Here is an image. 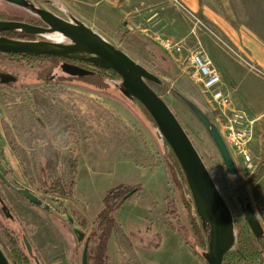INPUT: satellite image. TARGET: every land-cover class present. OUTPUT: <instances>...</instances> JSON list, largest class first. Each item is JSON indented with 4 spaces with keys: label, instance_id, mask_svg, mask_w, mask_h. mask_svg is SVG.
<instances>
[{
    "label": "rangeland",
    "instance_id": "rangeland-1",
    "mask_svg": "<svg viewBox=\"0 0 264 264\" xmlns=\"http://www.w3.org/2000/svg\"><path fill=\"white\" fill-rule=\"evenodd\" d=\"M224 4V0H199L194 6L190 0H167L155 8L137 7L136 10L127 7L125 0H27L26 6L0 0V19L28 21L37 19L36 9L50 11L81 29H89L92 36L124 52L157 76L156 80H147L148 84L182 122L227 203L230 218L225 216L224 219L223 242L231 241V248L237 249L238 236H243L251 251L262 252L258 264H264V154L255 158L250 150L251 161L237 160L238 172L229 174L213 138L181 96L195 102L220 130L222 121L216 117L200 85L189 75L186 63L178 61L180 55L169 53L161 44V40L167 38L183 42L186 49L182 55L185 57L189 50L199 46V42L206 49L205 38L218 44L223 54L234 55L230 39L219 28L213 30L209 18L211 6ZM242 5L248 6L251 12L238 21L244 26L256 25L264 35V0H242ZM226 14L221 12L219 16ZM124 21L128 22L127 26ZM44 36L60 38L58 34ZM60 61V58L14 59L0 54V73L17 76V80L10 84H0V120L4 122L3 131L22 166L16 168L14 177L20 182L24 180V185L36 191L59 212L50 213L32 206L0 178L5 203L16 218L12 220L0 211L5 226L18 235H28L33 255L37 252L41 264H82L87 235L83 242H78L71 223L61 216L63 207L54 196L43 193L33 182L35 155L49 154L52 145L56 146L58 172L66 176L69 160L74 155L72 151L77 145L75 141H78L81 178L79 174L73 205L81 213L86 207L89 219L93 220L103 209L106 190L121 183H142L144 189L150 183H158L163 192L159 201L149 196L145 189V194L134 195L117 213L120 215L118 227L114 229L116 234L113 239L110 237L113 264H207L192 248L197 242L189 215L171 182L163 159L166 144L151 117L126 92L122 80L108 79L107 88L100 90L79 78L66 76L61 72ZM241 64L264 86V70L257 62L241 60ZM229 79L222 78L223 86L230 91L235 104L248 108ZM101 135L123 138L121 146L126 154L122 160L128 158L146 168L145 174L137 168L125 171L120 163L116 165L114 155L96 151L95 140ZM229 148L233 156H242L233 147ZM161 165L166 167L170 185L166 183L165 171L159 172ZM0 170L4 174L8 171L4 167ZM164 196L177 201L179 218L187 229V244L181 243L179 235L158 226L162 220L166 223L170 220L162 216L167 209ZM248 203L254 206L263 225L260 236L254 234L245 217L244 208ZM202 220L209 232L211 246L213 224L205 216ZM158 232H162L160 248L155 247L159 243ZM142 252L148 260L143 259Z\"/></svg>",
    "mask_w": 264,
    "mask_h": 264
},
{
    "label": "water",
    "instance_id": "water-1",
    "mask_svg": "<svg viewBox=\"0 0 264 264\" xmlns=\"http://www.w3.org/2000/svg\"><path fill=\"white\" fill-rule=\"evenodd\" d=\"M9 1L21 5L27 4L26 0ZM42 14L44 20L50 25L49 28L36 26L24 21L0 19V32L22 30L27 34H44L58 31L70 37L74 43L59 44L50 41H23L0 36V52L79 57L100 67L112 69L121 75L126 92L143 103L157 123L161 135L167 140L178 157L189 180L201 217H207L213 224V241L210 251L204 253V259L208 264H224L225 254L232 247L231 241L224 243L222 240V226L225 216L228 219L230 218L227 203L182 122L164 99L148 84L147 80H156L157 76L132 60L124 52L102 39L92 36L89 29H81L46 10ZM124 25L127 26L128 22L124 21ZM84 53L91 56L80 55ZM71 73L76 76L82 74L78 68L71 69ZM0 77L2 83H9L17 79L13 74L8 73H1ZM181 98L208 130L229 174L235 175L238 172L237 163L219 126L195 102L185 96H181ZM0 178L32 204L50 213H59L56 208L46 202L32 188L21 184L16 179H9L1 170ZM58 203L64 209V214H61V216L71 223L78 242H83L87 233L79 225L72 213L70 202L66 199H58ZM2 209L7 217L13 216L6 205ZM244 214L254 234L260 236L263 232V225L254 206L248 203L244 208ZM228 222L230 221L228 220ZM24 241L29 253L33 255V246L28 237H25ZM85 241L82 264H89L88 238ZM0 264H10L1 246Z\"/></svg>",
    "mask_w": 264,
    "mask_h": 264
},
{
    "label": "trees",
    "instance_id": "trees-1",
    "mask_svg": "<svg viewBox=\"0 0 264 264\" xmlns=\"http://www.w3.org/2000/svg\"><path fill=\"white\" fill-rule=\"evenodd\" d=\"M18 31L20 30L9 32ZM0 54L14 59L56 58L54 56L48 55L39 56L34 54H16L4 52H0ZM80 60L88 62L93 66H96L90 61H86L83 59ZM98 68L100 70L97 74L87 72L86 74L76 76V78H79L85 81L87 84L100 90L107 88L108 79L122 80L121 75H119L116 71L100 66ZM0 84H2L1 81ZM133 98L143 107V109L147 112V114L151 117L155 125L158 127L157 123L155 122L147 108L143 105V103L138 98ZM67 128L69 129L70 127L68 126ZM164 141L166 144L167 151L163 159L169 170L171 182L174 187L178 190L182 204L188 212L190 224L193 228V232L195 235V240L198 243V245L197 243H193L192 248L196 255L204 259V253L201 252L199 247L205 250V252L210 250L209 232L197 208L196 200L187 175L178 157L176 156L175 152L173 151V149L165 138ZM75 142L77 145L76 148H74V151H72L74 155L69 160L70 167L66 176H61L58 172V161L56 160V158H58L59 152L58 148L52 145L51 152L49 154H45L43 156H34L35 177L33 179V182L36 183L40 191L45 194L54 196L56 201H58V199H66L70 201L72 213L77 219L79 225L87 233L89 243V264H113V259L108 254L107 246L109 243V239L112 233L114 232V229L118 227L117 213L122 209L124 203L131 199L134 195L145 194V189L142 184L128 183H121L114 187L108 188L104 194L103 209L92 220V222H90L86 217L79 214V212L75 209L73 205V200L76 195L77 182L79 178L80 157L79 143L78 141ZM5 175L9 176L11 175V172L5 171ZM165 202L167 205V209L163 212L162 216L163 218H169L170 220L167 223L162 220V222L158 225L159 228L161 230L177 233L181 237V243L187 244V229L186 226L181 223V220L179 218L177 201L175 200V198L167 196L165 198ZM30 204L32 206L38 207L32 204L31 202ZM4 205H6L5 198L0 188L1 212L3 211L2 207ZM8 210L10 209L8 208ZM8 218L12 220L16 219L14 215ZM166 224L168 226H166ZM25 237H28L26 233L18 235L12 230H10V228L5 226L0 215V246L10 264H40L37 252L35 256L29 253L24 241ZM157 237L159 239V243L156 245V247L160 248L162 244V234L158 232ZM238 237V248H231L225 254L224 264H258L259 262H261L260 256L262 255V252L251 251L249 245L245 242L243 236L239 235Z\"/></svg>",
    "mask_w": 264,
    "mask_h": 264
},
{
    "label": "crops",
    "instance_id": "crops-1",
    "mask_svg": "<svg viewBox=\"0 0 264 264\" xmlns=\"http://www.w3.org/2000/svg\"><path fill=\"white\" fill-rule=\"evenodd\" d=\"M166 1L167 0H125V5L129 8H133L137 10L138 9L137 7L155 8L162 5ZM190 1L194 6L196 5V3H199V0H190ZM235 2H241V3H235ZM224 3L225 4L220 7L211 6V8L209 9L211 12L209 18L212 23V29L213 30L216 29L215 27L219 28L230 39V41L232 42L230 48L232 49L234 55L231 56V55L223 54L221 52V47H219V45L213 42L211 39L203 38L207 51L205 48L204 49L208 55L210 53L209 56L212 57V60L216 64L219 73L221 75V78H228V79L230 78L229 82L238 89L242 99L247 103L248 108L244 106L242 107H244L246 110L248 109L247 110L248 113L250 112L249 115H252V118L256 119V125L254 127V138L250 142L249 148L252 151L254 157L258 158L260 155L262 156L264 154L263 153L264 86H262L260 82L257 81L255 75L250 73L247 70V68L241 64V60L257 62L264 70V35L260 33L259 31L260 29H258L256 25L244 26L242 22L238 21V19L242 20L245 14L247 15L251 12L248 6L242 5V0H224ZM221 12L227 14L219 16ZM223 88L229 91L224 86ZM125 111L127 112L126 109ZM128 118L129 120L135 121L134 118L132 119L130 117ZM3 129H4V122L3 120H0V168L4 167L5 170L11 171V175L9 176L13 179H16V177H14L16 176V168H22V166L15 155V152L11 146V143L8 140L6 132H4ZM98 139L95 140L96 145L98 146L96 148V151L98 150L100 154L107 152L110 153L111 155H114V157L117 158L116 165L120 163L124 167L123 169L125 171H129L130 169L137 168L140 171H142L143 174H145V172L147 171L146 168L136 165V163H133L128 158L122 160V158H124L126 154L125 150L121 146L122 143H124L123 138L119 139L118 136L113 138V136L110 135H101V137ZM234 158L236 162L237 160L244 161V158L242 156H240L239 158L234 156ZM160 171L161 172L165 171L164 173L166 176V183L170 182V179H168L169 177L167 176L168 172L164 165H161L159 172ZM150 173L156 174L158 172L150 171ZM79 174L81 178V173L79 172ZM16 180L19 181L18 179ZM115 180L111 181V185L114 184ZM21 181L24 182V180ZM22 182L20 183L23 184ZM157 184L158 183H150L145 187V189L149 196L154 197L160 201L159 198L163 195V192L160 185ZM17 194L19 193L17 192ZM165 198L166 197L164 196L163 201ZM73 203L75 204V201H73ZM83 208H84V213H81L76 208L75 209L79 212V214L86 217L89 221H92V219H89L87 215L86 207ZM121 210L119 211V213L121 212ZM119 215H117V219ZM133 219L137 221L136 218ZM146 220L148 221L149 219L146 218ZM138 222L142 223L141 220L140 221L138 220ZM147 230L149 231L150 229L147 228ZM115 234L116 231L114 230L111 239L114 238L113 235ZM173 234L178 235L177 233H173ZM111 239L107 249H108V254H110V256L113 258L110 251V244L112 242ZM140 251L142 250L140 249ZM142 254L144 260L149 259L143 252Z\"/></svg>",
    "mask_w": 264,
    "mask_h": 264
},
{
    "label": "built area",
    "instance_id": "built-area-1",
    "mask_svg": "<svg viewBox=\"0 0 264 264\" xmlns=\"http://www.w3.org/2000/svg\"><path fill=\"white\" fill-rule=\"evenodd\" d=\"M161 44L169 53L180 55L178 61L186 63L189 75L200 85L216 117L222 121L221 130L225 141L250 162L252 157L249 144L254 138L256 119L244 107L235 104L231 93L223 88L219 70L202 44L199 42V46L189 50L185 57L182 55L186 49L183 42L167 38L162 39Z\"/></svg>",
    "mask_w": 264,
    "mask_h": 264
},
{
    "label": "flooded vegetation",
    "instance_id": "flooded-vegetation-1",
    "mask_svg": "<svg viewBox=\"0 0 264 264\" xmlns=\"http://www.w3.org/2000/svg\"><path fill=\"white\" fill-rule=\"evenodd\" d=\"M24 6H26V5H24ZM43 11H44L43 9L34 10V12L37 15V19L28 20V21H24V22H27V23H30V24H33V25H36V26L49 28L50 25L43 18V14H42ZM56 16H58V15H56ZM4 20L23 21L21 19H14V18H12V19L9 18V19H4ZM66 22H68V21H66ZM68 23H70V22H68ZM70 24H72V23H70ZM13 31H16V30H13ZM48 34H58V35H60V38L58 40H56V39H51L49 37L44 36V35H48ZM0 36H6V37H9V38H12V39L23 40V41H50V42L59 43V44H73L74 43V41L70 37H67V36H65L64 34H62L61 32H58V31H52V32H49V33H44V34H27V33H25L22 30H20L18 32L2 31V32H0ZM39 56H46V55H39ZM54 57L60 58V60H61L60 64L61 65L60 64L59 65H60V68H61V72L64 73L66 76L76 77V75H72V73H71V69H73V68H75V69L78 68L81 71V73H82L81 75L86 74L87 72L96 73L97 74L99 72V70H100L98 68L99 67L98 65L95 64L96 66H93L92 64H89L88 62H84V61L80 60L81 58H79V57H70V56H54ZM61 72H59L58 75H60ZM15 77L17 78V76H15ZM1 80L2 79L0 77V81ZM12 82H14V81H11L9 83H2V84H10Z\"/></svg>",
    "mask_w": 264,
    "mask_h": 264
}]
</instances>
